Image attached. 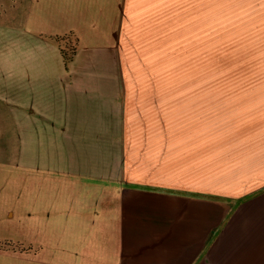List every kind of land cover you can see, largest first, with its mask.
Listing matches in <instances>:
<instances>
[{
	"label": "crops",
	"instance_id": "crops-1",
	"mask_svg": "<svg viewBox=\"0 0 264 264\" xmlns=\"http://www.w3.org/2000/svg\"><path fill=\"white\" fill-rule=\"evenodd\" d=\"M128 8L0 0V167L24 183L0 207V264H264V176L231 200L122 175Z\"/></svg>",
	"mask_w": 264,
	"mask_h": 264
},
{
	"label": "rangeland",
	"instance_id": "rangeland-1",
	"mask_svg": "<svg viewBox=\"0 0 264 264\" xmlns=\"http://www.w3.org/2000/svg\"><path fill=\"white\" fill-rule=\"evenodd\" d=\"M123 16L124 178L231 200L253 192L264 176V0H129ZM62 51L67 60L72 42ZM12 177L0 167V207L24 190Z\"/></svg>",
	"mask_w": 264,
	"mask_h": 264
}]
</instances>
